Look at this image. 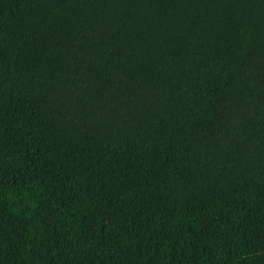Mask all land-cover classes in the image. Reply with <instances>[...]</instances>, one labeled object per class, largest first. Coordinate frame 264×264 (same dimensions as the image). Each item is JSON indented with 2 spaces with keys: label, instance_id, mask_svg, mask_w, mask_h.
<instances>
[{
  "label": "trees",
  "instance_id": "1",
  "mask_svg": "<svg viewBox=\"0 0 264 264\" xmlns=\"http://www.w3.org/2000/svg\"><path fill=\"white\" fill-rule=\"evenodd\" d=\"M0 264H264V0H0Z\"/></svg>",
  "mask_w": 264,
  "mask_h": 264
}]
</instances>
